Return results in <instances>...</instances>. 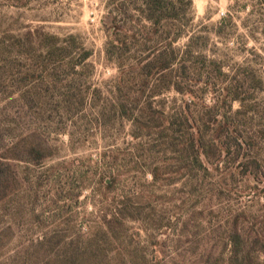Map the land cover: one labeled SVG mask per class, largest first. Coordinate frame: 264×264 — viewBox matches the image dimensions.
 <instances>
[{
    "label": "rangeland",
    "instance_id": "obj_1",
    "mask_svg": "<svg viewBox=\"0 0 264 264\" xmlns=\"http://www.w3.org/2000/svg\"><path fill=\"white\" fill-rule=\"evenodd\" d=\"M0 160V264H264V0H0Z\"/></svg>",
    "mask_w": 264,
    "mask_h": 264
},
{
    "label": "trees",
    "instance_id": "obj_2",
    "mask_svg": "<svg viewBox=\"0 0 264 264\" xmlns=\"http://www.w3.org/2000/svg\"><path fill=\"white\" fill-rule=\"evenodd\" d=\"M151 17H149L150 19ZM158 23V22H157ZM156 31V30H155ZM90 55L89 50H85L79 55V59L76 61V63L79 65L82 63L88 56ZM149 59V60H148ZM172 65V60L167 59L163 52H159L153 58L151 56L147 57V62L140 64L139 67L146 70L145 77L146 80L144 82V85L150 80V77L152 75H156L165 69H168ZM74 69V68H73ZM123 109V113L127 115V117L131 118L132 114L129 112V110L126 108L125 104L121 105ZM200 136V135H198ZM197 140L200 141V138ZM200 146V144H199ZM37 154H39L38 150H34ZM221 152V151H220ZM219 155V154H217ZM219 157H217L216 161L219 160ZM7 172H8V163L3 162L0 160V187L2 188V185L4 181L7 179ZM154 176L155 173H153ZM116 177L113 176L110 178L109 182L104 181L105 187H112L115 184ZM0 189V199H2L4 196H6V192ZM123 201V199L121 200ZM264 215V214H263ZM263 218V217H262ZM264 219V218H263ZM262 236L258 233H253L250 231V229H241L239 227H236L232 234L230 235L231 239V249H230V256L229 261L231 264H253L252 263V256H251V241H257L260 240ZM157 264H161V259H156Z\"/></svg>",
    "mask_w": 264,
    "mask_h": 264
}]
</instances>
